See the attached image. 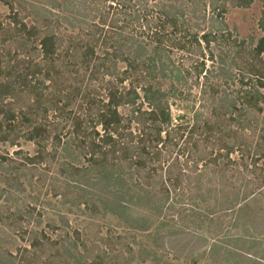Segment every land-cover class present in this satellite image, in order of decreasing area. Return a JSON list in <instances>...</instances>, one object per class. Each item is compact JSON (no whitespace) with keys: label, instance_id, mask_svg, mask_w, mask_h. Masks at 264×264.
<instances>
[{"label":"trees","instance_id":"1","mask_svg":"<svg viewBox=\"0 0 264 264\" xmlns=\"http://www.w3.org/2000/svg\"><path fill=\"white\" fill-rule=\"evenodd\" d=\"M1 1L10 14L0 21V142L37 148H0V264H167V254L197 264L209 238L195 229L228 217L264 235V36L240 37L225 20L254 0ZM235 152L254 177L231 168ZM55 169L53 197L68 213L113 216L148 244L71 234L56 204L60 223H47L56 237L24 230L19 217L32 223L36 207L17 201L23 179ZM149 215L160 220L155 232ZM20 231L29 244L14 247ZM244 237L215 240L210 252L264 264L260 242Z\"/></svg>","mask_w":264,"mask_h":264},{"label":"rangeland","instance_id":"2","mask_svg":"<svg viewBox=\"0 0 264 264\" xmlns=\"http://www.w3.org/2000/svg\"><path fill=\"white\" fill-rule=\"evenodd\" d=\"M264 10V0H254L253 4L249 8H238L230 6L228 12L225 14V20L230 27V29H235L237 33L240 35V37L249 39L251 36H254L257 38L264 36V31L260 27V20L262 17V11ZM10 14V8L3 4V2L0 0V21H3L4 23H7L9 20L7 18V15ZM210 64V63H209ZM198 98L199 95V88L194 87L192 91V98ZM174 116L181 119L186 117H191V114L187 112V110L184 109H173ZM1 116V115H0ZM21 147L24 151H28L31 154L35 153V150L37 148L36 144L33 142H25L24 140H21ZM0 148L2 151L7 150L10 153H13L15 150H18L20 148L15 146H9V144H2L0 142ZM233 160H236L239 162V165L235 163V165H231V168H236L237 173H245L248 177H254L256 173L250 174L246 173L244 169L243 163H251V159H246L244 156H242L241 153L235 152L232 155ZM244 158V159H243ZM259 166L264 170V159H261L259 161ZM57 164L54 166L56 167ZM46 163L42 166V168L46 169ZM251 168V166H249ZM41 172V171H39ZM38 174L34 175L33 178L30 181L29 177H26L23 179L26 184L27 190L24 193H21L20 198L17 200L19 204L22 205V208L25 212L28 211L31 207H36V210L33 212V222L28 223L26 220L25 215L21 214L18 220L24 219V230L29 229H37V230H45L46 232H49L51 236L56 237L58 232L53 233L49 230V227L47 226V223H49L52 220H55L57 223H60L58 220V215L53 211L54 205L56 204L58 208L61 207L59 203H57V198L53 197L54 187L52 186L51 177H53L52 174L56 173V169L52 170L50 173H48V177L44 174L46 171H43L41 175V180L39 181ZM259 172V170H258ZM264 172V171H263ZM258 176L255 178L257 179ZM259 178V177H258ZM263 176H260V179H263ZM262 191H264V187L262 188ZM259 203L258 207H261L263 205L264 207V198H262V194H259ZM51 204V205H49ZM84 207V206H83ZM82 208V207H81ZM61 211L63 213H66L70 223H71V234L73 229H79L82 233V237H93L95 235L105 236L106 234H109V232L115 233V234H121L126 241L136 239V242L132 243L133 247L138 248L141 244H148V237L146 233L143 232H136L133 230H130L128 228H125L124 226H119L118 221L113 216H108L105 218H101L102 216H94L89 212L81 213L78 210H75L73 213H68L67 209L64 207H61ZM39 213H42V224L39 227H36V218L39 217ZM133 214L137 216L145 215L144 211L140 209H134ZM91 216L95 217L92 218ZM149 218L152 220V228L151 232H155L156 227L160 220L158 218H154V216L149 215ZM229 217L224 220L223 227L222 228H216V227H205L203 229H195L205 236L209 238L208 244L201 249L196 256V262L197 264H242L241 261H243V256H236L233 254H223V252L220 250V247L224 243V241H227L228 243H231L233 240L232 238L234 236H246L242 238L243 240L253 239L255 238L256 242H260L262 248L264 249V235L260 234H254L253 236H248L246 232L242 230V228H234L232 227L231 223H229ZM151 222V221H150ZM180 224V222H179ZM178 224V225H179ZM174 225V223H173ZM12 240L11 242L14 243V247L21 246V245H28V234L22 236V233L15 232L11 234ZM217 240L220 241L219 245L215 252L211 254L210 248L212 243ZM249 241V240H248ZM141 244H135V243ZM240 246H246V243L242 242L241 240L238 241ZM8 246H11L8 244ZM12 248L13 251H16L15 248ZM165 259H167V264H192V261L189 259H176L173 255L167 254L165 255ZM247 264H250L249 260H247ZM131 264H152L151 261H140L137 260L134 263Z\"/></svg>","mask_w":264,"mask_h":264}]
</instances>
